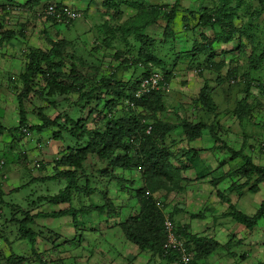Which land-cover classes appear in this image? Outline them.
I'll list each match as a JSON object with an SVG mask.
<instances>
[{
  "label": "rangeland",
  "instance_id": "374dc122",
  "mask_svg": "<svg viewBox=\"0 0 264 264\" xmlns=\"http://www.w3.org/2000/svg\"><path fill=\"white\" fill-rule=\"evenodd\" d=\"M33 1H36L37 5ZM105 1L0 0V39L5 31L17 34L16 38L3 42L0 46V107L6 109V114L0 110V123L8 130H14L20 125L19 96L24 89L23 76L29 61L28 55L33 51L48 53L53 49V43H57L63 50L61 56L63 59L62 66L59 65L61 58L54 59V64L57 65L53 64L55 67L53 72L58 75L59 84H55L56 87L51 85L52 89L47 86L48 82H44L38 75L33 93L24 99L30 125L44 124L39 117L40 112L52 120L62 114L77 117L76 119L87 118L91 108L95 109L97 106L95 99L108 92L103 85L104 82L111 80L112 85L117 83L128 85L135 75L133 72L136 71L131 66L128 70L127 66L123 68L125 61L131 63V59H140V55L146 53L150 61L148 66L152 71L163 70L166 73L169 71L174 76L166 91L163 104L167 109L165 107L162 118L177 122V113L172 109L174 105L182 103L183 98L189 99L191 109L187 108L184 112L179 108V113L193 118L194 121H198L200 117L209 125L216 126V139L207 133L192 144H188L182 138V131L170 135L168 145L173 157L185 160L189 156L190 161L202 160L205 164L199 162V168L207 167V177L205 181H199L194 171L188 170L185 175L189 176L190 180L186 187H183L184 190L181 193H173L170 202L165 201L168 207L166 215L172 214L176 207L178 210L175 211L174 225L177 231H184L188 238L193 235L209 237L221 246L200 264H264V220L259 221L257 226L249 231L230 217L224 216L230 205L217 196L218 190L214 186L217 178L212 177L211 173L215 171L218 177H228V187H224L222 193L231 200L230 204L233 207L249 217L259 212L264 201V183L259 184L257 194L250 191L251 185L240 193L239 187L244 184L242 178L236 180L229 176V172L233 175L243 162V159L234 156L235 152L249 157L255 165L264 167V93H259L255 87V83H264V62L263 69L252 70L253 63H257L264 52V11L256 0H112L113 3L121 2L119 12L113 7H105ZM53 3L69 5L80 14V18L61 27L62 25L54 23L51 19L37 16ZM16 5L20 9H17ZM7 6L14 7L13 11H7ZM141 7L145 10L142 11ZM154 9L162 10L150 14V10L153 12ZM222 9L228 16L229 14L234 16L233 20L238 27L242 23L248 25V22L253 26L247 29V34L243 37L236 35L229 45L221 48L219 47L221 45H214L219 52H229L227 62L224 54L217 56L215 61L224 65L220 74L216 71H205L200 76L197 69H189L193 64L194 41L202 35L212 38L219 31L209 23L206 26L207 21L203 16L207 13L217 14ZM173 10L175 11V19L171 26L173 35L166 38L165 29L168 22L161 11L170 14ZM148 20L149 23L151 20L153 23L145 29L141 28ZM131 27L134 29L133 33L128 30ZM138 35L148 39L150 43L152 41L153 46L146 47L144 42L137 40ZM200 40L201 38L198 41ZM42 67L46 69V65ZM219 75L222 81L217 80ZM206 82L213 89L212 100L218 105V115L207 114L201 107L198 108L200 92ZM36 85L39 87L36 88ZM71 85L79 86L81 93L76 94ZM83 93L93 98L90 101L92 105L86 108L84 113L75 106ZM243 101L247 102L250 112L248 115L244 114L245 118H240L236 109L238 112ZM91 114L93 118H99L97 115H100L105 119L111 115L104 106H99L97 112ZM88 126L94 127L92 123ZM57 130V128L47 130L42 141L52 142L54 131ZM20 136L22 137L21 133L16 135L6 132L0 140L5 142L11 141L12 138L18 140ZM20 142L15 144L16 149L31 155V161L27 163L24 159H18L14 171L10 174V182L12 177L15 180L16 175L20 183L8 186V179L2 173L0 175V181H3L8 197L6 201L12 206L11 212L4 208L0 211V223L3 225L0 227V264H13L18 259L23 260L22 264H167L158 258L151 260L149 254H139L137 247L132 248L127 244L121 233L120 236L112 235V238H107L101 231L94 234L89 230L109 225L116 227L131 215H137L139 206L135 198L129 195V189L131 188L132 194H135V190L142 187L141 174L138 170L128 172L129 175L121 170L115 171L116 175L124 177L125 180L137 182L134 186L127 184L122 188L121 184L116 183V188L107 185L108 180L98 173V170L106 168L107 164L105 162L101 164L96 157L91 159V166H88L91 168L89 175L95 168V175L91 179L93 183H97L94 186L102 191L109 190V198L114 201L117 209L119 208V215L114 217L116 219L110 220L108 217L111 216L107 215L108 213L96 211L80 213L75 220L69 215L59 218H38L32 225L39 239L37 245L32 247L27 240H23L19 232V222L16 221L22 219L20 209L32 211L33 214L38 212L51 214L65 210L77 212L82 211V207L87 209L91 203L102 205L104 200L95 193L90 201L85 196H74L70 203L51 204L48 199L57 196L65 187V183L61 180L53 182L43 179L57 174L53 168L55 164L53 159L59 157L58 152L62 147L60 143L44 147L40 159L38 150H31L32 145H29V142L19 146ZM65 144L74 146L75 142L66 136L62 142V145ZM194 148L205 149V152L200 154ZM5 159L8 164L0 171L10 172L12 164L9 154H5ZM34 160L37 162L42 160L45 170L36 171L37 162ZM28 165L31 166L28 169L32 172L30 178L24 169L29 167ZM220 165L222 167L219 169ZM26 183H31V187L20 192ZM41 197L42 201L39 200ZM35 204L36 207L33 206ZM216 205L222 206V210L215 212ZM197 215L200 217H193ZM5 220L9 222L5 223ZM102 239L105 240L101 242ZM97 240L101 242L99 246L94 244L99 243Z\"/></svg>",
  "mask_w": 264,
  "mask_h": 264
},
{
  "label": "trees",
  "instance_id": "16d2710c",
  "mask_svg": "<svg viewBox=\"0 0 264 264\" xmlns=\"http://www.w3.org/2000/svg\"><path fill=\"white\" fill-rule=\"evenodd\" d=\"M256 1L261 7V10L264 11V0ZM33 3L37 5L36 1H33ZM120 4L121 2L113 3L112 0L105 1V7H113V9L118 12L121 9ZM141 9L142 11L145 10L143 7H141ZM160 10L162 9H154L153 12L150 10V14H154ZM163 12L164 11H161V13L164 14V19L168 22V26L165 29V35L167 38L173 35L171 26L175 19V11L173 10L170 14ZM191 15L194 16V13ZM203 18L207 21L206 26L209 23L214 28H218L219 31L212 38L208 35H202L200 41H198L200 38L195 39L192 50L193 64L189 69H197L200 76L203 75L205 71H216L220 74L224 65L217 63L215 59L217 56L224 54L225 62H227L230 54L228 51L226 53H224V51L219 52L217 47L216 49L214 48V45H221L219 46L220 48L229 45L232 43L236 35H239L240 37L246 35L247 29L252 27L253 24L249 22L248 25L242 23L241 26L238 27L233 20L234 16H231L230 14L228 16L223 9L217 12V14L207 13ZM151 23H153L152 20L150 23L148 20V22L143 24L141 28L145 29V27ZM200 24L201 23H199V25ZM128 30L130 32L134 31L132 27ZM5 32L6 33H4L0 39V46L3 42L10 41L17 36L13 31ZM137 40L142 43L144 42L146 47H149L150 45L151 47L153 46V42L151 41L150 43L148 39H143V36L138 35ZM151 47L149 49H151ZM62 54L63 50L60 45L53 43V49L48 53L33 51L28 55L29 61L23 76L24 89L19 96V107L21 109L20 125L14 130H8L0 123V139L6 132L14 133L16 135L21 133L22 135L27 136L30 133L43 134L47 130L57 128L58 130L54 131L53 134L55 140L65 141V137L67 136L75 142V145L72 147H66L59 152V157L54 160L55 164L53 167L57 174L43 179L44 181L53 182L61 180L65 183L63 190L57 196L52 199L49 198L48 200L51 204L59 205L60 203H70L74 196H85L90 201V198L96 193L103 198L104 202L102 205H94V203H91L87 209H83L85 207H82V211L77 212L65 210L59 213L43 214L38 212L33 214L32 211H23L20 209L22 219H16V217H14V219L19 222L21 238L27 240L32 247L37 245L39 239L37 233L32 229V225L34 224L35 219L38 218H59L64 215H69L75 220L80 213L96 211L100 213H108L107 215L111 216L108 217L110 220L116 219L114 217L119 215V208L117 209L114 201L109 198V190L102 191L100 188L94 186L97 183H93V180L91 179V177H94V170L96 169L94 168L92 174L89 175L91 168L88 166H91L92 160L96 157L101 161V164L102 162L107 164L106 168L98 170V173L108 180L107 185L109 184L116 188V183L121 184L122 188L127 184L134 186L136 183L131 180H125L124 177L116 175L115 171L121 170L122 172H126L125 174H128V172L138 170L141 174L140 178L142 180V187L135 190V194H132L131 188L129 189V195L135 198L136 204L139 206V213L137 215H131L116 227L109 225L98 229L91 228L89 230L94 234H98L97 231H101L107 236V238H112V235H119L121 233L128 243L137 247L139 254H149L151 260L158 258L161 261H166L167 264H184L182 263L180 253L176 251H169L166 253V250L164 249L167 239V231L164 222L168 216L165 213L168 209L165 201L167 202L168 200V202H170L169 200L173 197V193H181L184 190L183 187H186V183L190 180V178L185 176V173L188 170L191 169L195 171L197 180L205 179L207 177V170H201L198 161H190L189 156L188 159L186 158L185 160L177 158V156L175 159L169 151L170 146L168 145V139L172 133L181 131L183 133L182 138L186 140L188 144H192L196 140L201 139L203 135H207V133L216 139V126L214 124L209 125V123H206L202 118L200 119V117H198V121H194L193 118H189L181 112L179 113V108L184 112L187 111V108L191 109L189 106V99L183 98L182 103L174 105L172 109L173 112L177 113L179 122H170L162 118V114L165 112L166 107L163 104L167 93L166 91L169 89V85L174 77L172 73L166 69L165 71H167V73L162 70L164 78L160 82V89L158 91H154L151 95L145 96L140 100L135 98L136 92L140 89L141 80L148 78L150 74L154 72L148 66L150 61L148 60L146 53L140 55V59H131V63L125 61L123 68L127 66L126 70H128L129 66H131L136 71L133 72V75H135L128 85L123 86L120 85V83L112 85L111 80L104 82L103 85L108 89V92L95 99L97 106L95 109L91 108L87 118L82 117L76 119L77 117H70L66 114L64 116L62 114L52 120L46 118L45 115H42L40 112L39 117L44 121V124L42 125V123H38L30 125L23 101L33 93V90L35 89V80L38 75L43 78L42 80L44 82H48L47 86L50 88H52L51 85L56 87L55 84H59L58 75L53 72L55 68L54 65H57L54 64V59L61 58ZM62 59L63 58L59 61L60 66H62ZM262 62H264V52L258 59V62L255 64L253 63L252 70L263 69ZM43 64L46 65L45 70L42 69V66H44ZM247 76L249 77V74H247ZM220 77L221 75L218 76V81H222L219 79ZM255 85L259 93H264V83H255ZM37 87L39 86L36 85V88ZM70 87L76 94L81 93L79 86L71 85ZM212 90L213 89L208 82H206L204 88L200 92L199 104L197 101L196 104H198V108L201 107L203 112L205 111L207 114L218 115L219 108L218 105H216L217 103L215 104L212 100ZM91 99L93 98H91L89 94L83 93V96H80L75 103L76 109L82 113L86 112V108L92 105V103H90V101H92ZM131 103H134V107L130 105ZM99 106H104L108 113L111 114H108V119L102 118L100 115H97L99 118L92 117L93 114H91V112L96 113ZM0 110L4 111L1 108ZM238 112L240 114H238ZM238 112L236 109V113L240 118H245L244 116L249 114L250 109L246 101L240 103ZM90 123L94 125L93 128L88 126ZM17 154L27 162L25 153L22 154L18 151ZM194 154L197 158L196 153ZM240 154L235 152L234 156L243 159L242 165L233 175H230L229 172V176H239L242 178L241 180H243L244 184L239 187L240 193L244 188L251 185L252 188L250 191L257 194L259 191V184L264 183V167L255 165L249 157L246 158ZM1 166L3 165H0V167ZM42 170H45V166H42ZM227 178V176L218 178L214 182V186L217 188L218 184ZM124 182H126V184ZM25 188L26 185H24L21 190L18 188L17 191L20 190L21 192ZM130 196L129 198H131ZM217 196L223 202L230 205L229 211L224 216L230 217L233 221L244 226L247 230H253L259 221L264 220V201L261 203L259 212L255 216L249 217L233 207L230 204L231 200L221 191H217ZM6 197L4 183L1 180L0 211H2L1 208H4L7 212H11L12 206L9 204V201H6ZM39 200L42 201V197ZM33 206L36 207L37 205L35 204ZM177 210L178 209L175 207L172 214H169V217L173 222L176 215L175 211L177 212ZM193 217L199 218L200 215ZM7 222L9 221L5 220V223ZM2 226L3 225L1 224L0 227ZM176 234L178 239L184 243L187 254L192 256L191 264H200L202 260L208 259L216 252V249L221 247L214 240L211 241V239L205 237L202 238L193 235L188 238L187 234L180 230L177 231ZM80 238L81 236L79 239ZM104 240L105 239H102L101 242ZM98 242L99 243L94 242L95 246L101 244L100 241ZM22 263L23 260L18 259L13 264Z\"/></svg>",
  "mask_w": 264,
  "mask_h": 264
},
{
  "label": "built area",
  "instance_id": "2783aa9c",
  "mask_svg": "<svg viewBox=\"0 0 264 264\" xmlns=\"http://www.w3.org/2000/svg\"><path fill=\"white\" fill-rule=\"evenodd\" d=\"M13 8L14 7L10 8L9 6H7V11H13ZM16 8L20 9V7L17 5ZM37 16H43V19H51L56 24H60L62 26L69 25L73 21H76L80 18V14L78 12L74 11L69 5H66L64 3L50 4L45 9V11H43V13H38ZM163 78L164 74L162 72L154 71L148 78L142 79L140 89L136 92L135 98L137 100H140L145 96L151 95L152 92L158 91L160 89V82L163 80ZM130 105L134 107V103H131ZM164 226L167 231V239L164 245L166 253H168L169 251H176L181 254L182 263L191 264L192 256L190 254H187L184 243L178 239L176 234L177 229L173 221L170 219L169 215L166 217Z\"/></svg>",
  "mask_w": 264,
  "mask_h": 264
},
{
  "label": "crops",
  "instance_id": "0c3cea01",
  "mask_svg": "<svg viewBox=\"0 0 264 264\" xmlns=\"http://www.w3.org/2000/svg\"><path fill=\"white\" fill-rule=\"evenodd\" d=\"M61 27H64V26H61ZM69 27V26H68ZM67 28V27H66ZM2 67V66H1ZM2 110H4L5 111V114H6V109L4 108V107H0ZM0 121H1V119H0ZM47 132V131H46ZM46 132H44L43 134H36V133H30L29 135H22V137L20 136L19 138H17L18 140H16V139H14V138H12V140L11 141H9V140H7L6 142L5 141H1L0 140V165H3V166H1L0 168H1V170L3 169V167H5L7 164H8V161L5 159V154H9V156H10V160H11V164H12V171H7V172H1L0 171V175H1V173H2V175H5V178L6 179H8L7 180V184H8V186H12V184H18V183H20V180H18L17 178H16V175H15V180L13 179V177H12V182H10V174H11V172H13L14 171V169H15V167L14 166H16L15 164H17V161H18V159H21V160H23V158L21 157V156H19L17 153H18V150L16 149V143L17 142H19V141H21L18 145L19 146H23V145H25V144H27L28 142H29V145H32L30 148H31V150H33V149H37L38 150V154H39V158L40 159H42V151H44V147H46V146H50V145H52V144H55V143H60V145H61V151L65 148V146L66 147H68V146H70L69 144H65V146L64 145H62V140L61 141H57V140H55L54 138H53V141L52 142H46V143H44L43 141H42V137L44 136V134L46 133ZM205 136V135H204ZM45 137V136H44ZM23 140V141H22ZM27 140V142H24V141H26ZM45 140V139H44ZM42 145H44L43 147H42ZM56 146V145H55ZM70 147H72V146H70ZM195 150H198V152H200V154H202V153H204L205 152V149H197V148H194ZM60 152V151H59ZM58 152V153H59ZM22 154L23 153H25L26 154V158H27V162H30L31 160H30V157H31V155H29L28 153H26L25 151H22L21 152ZM216 153H217V151H216ZM215 153V154H216ZM21 154V155H22ZM43 154H44V152H43ZM34 156H36V155H34ZM53 159V158H52ZM30 160V161H29ZM46 160H48V158L46 159ZM53 160H55V159H53ZM26 162V163H27ZM34 162H37L36 160H34ZM199 162H201V163H204L202 160H199ZM198 162V163H199ZM20 163V162H19ZM32 164V163H31ZM44 164H46V162L44 161ZM205 164V163H204ZM29 167H24V169H25V171H27V173L29 174V178L30 177H32V172H31V170H29L28 168H30L31 166L30 165H28ZM35 167H36V171H38V170H40V171H42V160L40 161V162H37L36 163V165H35ZM222 166L220 165L218 168L220 169ZM201 170H207V167H204V168H200ZM34 170V169H33ZM194 171V170H193ZM36 173L37 172H35L34 173V176H36ZM212 173V177H215V178H220V177H218V176H216V173H215V171H212L211 172ZM15 174V173H14ZM194 174L196 175V173H195V171H194ZM185 176H187V175H185ZM187 177H189V176H187ZM190 178V177H189ZM233 178H236V180H238V178H240L239 176H235V177H233ZM206 179H203V180H199V181H205ZM228 179H225L223 182H221L220 184H218V186H217V190H219V191H223L224 189V187H228ZM137 183V182H136ZM26 185V188H30L31 187V184H29V183H26L25 184ZM34 185V184H33ZM25 188V189H26ZM24 189V190H25ZM24 190H22V191H24ZM21 191V192H22ZM7 199H8V197H6ZM233 202V201H232ZM217 206V205H216ZM219 210H222V206H220V205H218L217 206V209H216V211L215 212H218ZM225 212V211H224ZM196 236H198V235H196ZM198 237H200V236H198ZM206 238H208L209 239V237H206ZM211 240H214V239H211ZM215 241V240H214ZM132 248H134V245H132V244H130V243H128ZM139 252V251H138Z\"/></svg>",
  "mask_w": 264,
  "mask_h": 264
},
{
  "label": "clouds",
  "instance_id": "9594fccd",
  "mask_svg": "<svg viewBox=\"0 0 264 264\" xmlns=\"http://www.w3.org/2000/svg\"><path fill=\"white\" fill-rule=\"evenodd\" d=\"M172 220V219H171ZM173 221V220H172ZM174 223V222H173Z\"/></svg>",
  "mask_w": 264,
  "mask_h": 264
}]
</instances>
